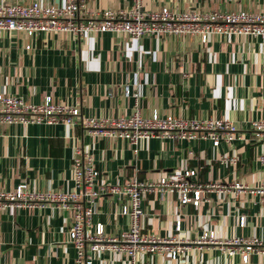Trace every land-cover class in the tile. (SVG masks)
Segmentation results:
<instances>
[{"label":"crops","instance_id":"obj_1","mask_svg":"<svg viewBox=\"0 0 264 264\" xmlns=\"http://www.w3.org/2000/svg\"><path fill=\"white\" fill-rule=\"evenodd\" d=\"M35 0H0L31 4ZM61 5L66 0H40ZM132 0H85L81 17H102ZM264 14V0H144L147 10ZM125 86L130 93L126 96ZM40 103L78 106L85 117L127 116L137 106L143 117L224 118L233 121L240 138L209 140L150 138L133 147L126 140L95 134L80 123L0 124V191L26 182L36 191H74V148L90 151L99 182L123 183L131 176L157 178L181 163L197 168L198 181H240L264 184V138L250 122L264 119V36L145 35L133 41L122 32H93L75 37L67 32L0 30V93ZM191 152V153H190ZM220 154L236 155L235 164L220 162ZM261 158H263L261 160ZM198 206L181 205L174 195L148 193L143 200L141 232L192 240L213 231L214 243L191 244L179 259L165 254H142L137 264H264V253L227 254L225 242L257 238L264 247V204L256 193L208 191ZM122 200L97 198L92 223L101 222L107 234L128 226L119 213ZM244 216L243 226L239 218ZM72 210L56 203L12 207L0 211V264H75L68 241ZM236 247V246H235ZM92 264H129L125 254L97 253Z\"/></svg>","mask_w":264,"mask_h":264},{"label":"built area","instance_id":"obj_2","mask_svg":"<svg viewBox=\"0 0 264 264\" xmlns=\"http://www.w3.org/2000/svg\"><path fill=\"white\" fill-rule=\"evenodd\" d=\"M81 12H87L85 0H66L61 5H52L40 0H35L29 5L0 3V30L20 31L28 36L38 32H67L77 38L93 32H122L133 41L145 35L191 34L200 36L202 43L207 42L210 35L264 36V14L243 10H188L179 13L162 7L151 11L144 8V0H132V4L126 8L103 10L99 19L81 17ZM124 93L126 96L130 95L128 86H125ZM58 122L67 125L78 122L95 134L122 138L133 147L140 141L153 137L209 140L214 148L219 146L221 140L229 143L240 138L239 130L233 121L224 118L161 116L157 112H153L150 117H143L137 106L127 116L85 117L78 106L53 102L49 95L40 103H29L22 97L0 93V124ZM250 128L257 136L264 138L263 118L252 120ZM218 160L235 164L237 156L220 154ZM72 171L76 190L41 192L29 189L28 184L22 182L14 190L0 191V211L45 203H56L71 209L72 223L68 230V241L75 250V264H92L95 255L104 251L125 254L129 258V264H137L139 256L147 253H167L175 260L182 257L193 243L211 244L216 241L213 231L203 232L192 240L181 238L178 236L181 229L180 220L175 222L177 234L160 237L142 233V203L148 193L155 196L174 195L181 205L190 203L198 206L205 192H225L232 188L237 193H256L261 196L264 204L263 183L249 186L236 180L199 182L197 168L188 167L184 163L162 172L157 178L141 180L131 176L121 184L108 181L97 183L99 171L95 168L91 152L75 147ZM103 194H110L122 200L119 213L128 218V226L118 234L105 233L101 222L92 223L97 198ZM244 222V216H240L239 226H243ZM225 243L229 245L227 254L239 253L245 261L251 252L264 253V247H260L263 243L257 238L238 237Z\"/></svg>","mask_w":264,"mask_h":264}]
</instances>
